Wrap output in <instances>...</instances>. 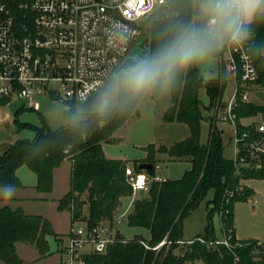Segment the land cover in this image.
Listing matches in <instances>:
<instances>
[{
	"label": "trees",
	"instance_id": "obj_1",
	"mask_svg": "<svg viewBox=\"0 0 264 264\" xmlns=\"http://www.w3.org/2000/svg\"><path fill=\"white\" fill-rule=\"evenodd\" d=\"M20 29L23 25L33 27L34 15L30 9L22 7L33 0H3ZM164 15L147 30L146 36L151 40L150 51L162 42L163 34L169 26L186 24L197 19L193 0H167L162 6ZM264 18H258L257 38L264 44ZM263 95H264V53H252ZM211 56H221L222 47L217 48ZM225 86L223 77L206 81L197 65H193L183 74L170 94L171 105L163 113L166 123H181L188 127V136L171 146L158 148L149 146L148 158L136 162L134 169L141 172L139 165L148 162L154 165V171L148 173L152 178L144 198L134 201L128 214L129 227L144 228L149 231L146 239L136 236L125 239L118 231L119 241L108 247L104 253H90L85 264H186L202 261L204 264H233L230 252L223 247L211 248L208 243L217 238L212 217L219 214L221 223L234 232L233 204L250 192L243 182L253 178L264 177L261 170L237 168L232 158L225 156L222 135L210 124L209 137L202 142L203 123L212 119L213 108L218 102ZM202 88L206 89L210 103L205 106L199 99ZM161 91L151 94L158 98ZM144 97L125 102L120 98L114 102L108 115L90 113L83 124L74 125L66 118L76 110L74 100L66 102L65 126L53 130L46 119L41 117V124L22 122L18 118L24 106L15 114L16 132L30 129L34 132L32 139L18 140L8 150L0 154V185L12 184L23 188L17 171L27 166L36 176V190L41 194H51L54 190V172L66 160L72 164L70 189L60 198L57 209L68 211L71 215V227L78 223L97 226L102 223L114 225L119 211L126 200L134 196V191L126 177V165L121 161L106 158L102 143L111 141L113 134L134 114ZM10 98H0V106L8 105ZM264 112L262 105L249 104L240 108L239 118ZM93 133V134H92ZM92 134V135H91ZM91 135V136H90ZM86 136V139H84ZM185 160L191 168L184 176L176 180H155V170L161 160ZM212 193L208 202L207 225L205 231L192 243L180 245L184 240L183 221L196 211L201 203ZM57 238L52 223L40 215H28L21 208L0 207V260L3 264H25L17 252V244H29L39 254L38 260L53 255L49 238ZM167 241L160 250L152 248ZM146 243L151 249H147ZM240 250L248 264H264V256L255 261L252 255L255 241ZM64 248V247H63ZM62 249V248H61ZM182 249V250H181Z\"/></svg>",
	"mask_w": 264,
	"mask_h": 264
},
{
	"label": "built area",
	"instance_id": "obj_2",
	"mask_svg": "<svg viewBox=\"0 0 264 264\" xmlns=\"http://www.w3.org/2000/svg\"><path fill=\"white\" fill-rule=\"evenodd\" d=\"M167 0H33L22 7L34 15L33 27L16 25L7 4L0 0V98L10 102L25 98L38 111L40 105L34 95L51 90L50 83L58 80L69 100L79 105L97 94L112 77L122 62L132 54L133 47L144 36L137 22L148 16L157 5ZM227 55L226 67L235 77V90L229 99L223 98L225 86L208 120L221 135L220 121L232 130L233 160L237 168L261 170L264 175V112L239 118L237 111L249 104L252 92L262 90L259 75L246 46L226 43L222 46L221 60ZM256 105V104H255ZM126 177L134 192L148 191L152 178L146 171L126 168ZM157 181H164L155 177ZM102 223L88 226L78 223L71 227L69 244L64 253L69 260L63 264H85L90 253H104L119 241L117 226ZM222 224V223H221ZM192 241H179L180 245ZM167 241L153 250H160ZM147 249H151L143 242ZM211 248L223 247L231 253L233 264H248L240 250L250 243L233 237L232 231L222 225V236L208 243ZM84 248H89L83 252ZM252 255L259 261L264 256V243L253 245Z\"/></svg>",
	"mask_w": 264,
	"mask_h": 264
},
{
	"label": "rangeland",
	"instance_id": "obj_3",
	"mask_svg": "<svg viewBox=\"0 0 264 264\" xmlns=\"http://www.w3.org/2000/svg\"><path fill=\"white\" fill-rule=\"evenodd\" d=\"M163 11V7L157 5L148 16L143 17L137 22L144 29V34L161 17ZM223 59L225 63L222 62L220 56L209 55L198 61L197 65L206 81L223 76L227 83L223 98L227 100L234 93L235 77L225 68L223 71V67L228 65L226 54L223 55ZM49 86L50 88L60 89L61 82L55 80ZM199 99L205 106L209 105L210 100L205 88H202L200 91ZM33 101L39 103L40 109L36 111L28 104L24 105L23 110L18 113L20 121L40 125L41 117L43 116L49 127L53 130L65 126L64 111L66 109V102H70L66 98L65 92H62L61 99L58 101L51 100L47 93L34 95ZM250 101L256 105H262L264 103L263 91L259 89L252 92ZM8 105L0 106V149H4L10 139L15 143L18 140L32 139L34 137V132L30 129L23 130L19 133L16 132L14 124L16 115L11 112ZM170 105V94L162 92L158 98H152L151 94L144 96L137 108V114L132 115L113 134L111 141L102 143L106 158L121 161L126 167L134 170L136 168V162H142L148 158L149 153L147 148L149 146H155V148L161 145L171 146L185 139L189 134L186 125L181 123H166L162 120L163 112ZM217 126L219 129L226 130V133L222 135L225 156L233 159L234 150L230 140L232 130H230L228 125L220 121L217 123ZM209 129V123H203L202 142L208 140ZM157 165L155 176L168 180L182 178L185 172L191 168V164L185 160L173 161L164 159L158 162ZM21 172L25 182L36 183V175L27 166H23ZM69 172L70 164L68 161H65L55 174V189L54 193L49 196V202L34 206V209L29 208V211L39 212L52 222L57 234V238H49L53 255L47 259L38 260L39 254L34 247L29 244L18 243V254L24 259L25 264H63L69 260L68 255L64 253L63 247L69 244L67 232L70 231L72 225L70 213L59 212L56 202H54L62 197L69 188ZM243 185L250 193L242 199L234 201L235 235L239 241L264 243V177L246 180L243 182ZM146 196L147 193L145 192H134V196L124 202L122 209L118 213L121 222L117 226V229L125 239H132L136 236H142L146 239L150 237L148 230L129 227L128 225V214L132 210L134 201L137 198H144ZM212 196L213 194L209 193L199 208L183 221L185 239H192L204 233L207 225L208 202L212 199ZM212 222L217 237H221L222 224L221 217L218 213L212 217ZM75 225L77 226L78 224ZM88 250L89 248H84L83 252H87ZM0 264H3L1 260ZM186 264L192 263L187 262ZM193 264L204 263L202 261H196Z\"/></svg>",
	"mask_w": 264,
	"mask_h": 264
},
{
	"label": "clouds",
	"instance_id": "obj_4",
	"mask_svg": "<svg viewBox=\"0 0 264 264\" xmlns=\"http://www.w3.org/2000/svg\"><path fill=\"white\" fill-rule=\"evenodd\" d=\"M193 3L195 21L169 26L154 50L126 60L101 91L68 114V121L81 125L90 113L108 115L117 98L129 102L157 91L171 94L183 74L226 43L246 46L257 55L264 53V44L256 35L258 18H264V0H193ZM15 192L12 184L0 185V195L4 197L11 198Z\"/></svg>",
	"mask_w": 264,
	"mask_h": 264
},
{
	"label": "crops",
	"instance_id": "obj_5",
	"mask_svg": "<svg viewBox=\"0 0 264 264\" xmlns=\"http://www.w3.org/2000/svg\"><path fill=\"white\" fill-rule=\"evenodd\" d=\"M223 77V76H221ZM170 107V106H169ZM168 107V108H169ZM167 108V109H168ZM166 109V110H167ZM165 110V111H166ZM164 111V112H165ZM163 112V113H164ZM14 144L13 140H9L7 145L4 147V149H0V154L4 153L6 150H8L12 145ZM68 161V160H66ZM69 164H70V172H69V176L71 175V168H72V164L70 161H68ZM64 163V162H63ZM62 166V165H61ZM23 167V166H22ZM21 167V168H22ZM21 168L18 169L17 171V174H18V177L19 179L21 180L22 184H23V188H16V192L14 194L13 197L11 198H7V197H4L2 195H0V207H4V206H10L12 209H18V208H21L22 210H24V212L28 215H40V216H43L45 218H47L46 216H44L43 214L39 213V212H33V211H29V208H33L34 206H37V205H40V204H44V203H48L50 198L49 196L51 194L54 193V190L51 194H41L39 193L37 190H36V184H37V181L36 183H33V182H25L24 179H23V174L21 172ZM59 169V168H58ZM55 170L54 172V182H55V174L57 172V170ZM36 179H37V176H36ZM54 189H55V184H54ZM70 189V178H69V188L67 189V191L62 195V197L69 191ZM30 195H28V194ZM60 197V198H62ZM59 198V199H60ZM58 199V200H59ZM58 200H55L54 202H56V206L58 205L57 201ZM34 209V208H33ZM60 212V211H59ZM64 212H68V211H64ZM69 213V212H68ZM49 220V218H47ZM70 219H71V215H70ZM50 221V220H49ZM51 222V221H50ZM52 223V222H51ZM53 225V224H52ZM54 227V226H53ZM55 230V229H54ZM56 232V231H55ZM69 233V231L67 232ZM201 235V234H200ZM198 235V236H200ZM196 236V237H198ZM196 237L192 238V239H185L184 238V241H192L194 240ZM18 245V244H17ZM18 252V250H17Z\"/></svg>",
	"mask_w": 264,
	"mask_h": 264
},
{
	"label": "water",
	"instance_id": "obj_6",
	"mask_svg": "<svg viewBox=\"0 0 264 264\" xmlns=\"http://www.w3.org/2000/svg\"><path fill=\"white\" fill-rule=\"evenodd\" d=\"M165 13L163 12L162 15H164ZM150 48H151V40L148 36H143L139 42L133 47L132 49V55L128 56L123 62L122 64L130 59V58H135L141 54H144V53H148L150 52ZM121 64V65H122ZM120 67V66H119ZM118 67V68H119ZM117 71V70H116ZM116 71L114 72V74L112 75V77L110 79H112L116 73ZM96 95V94H95ZM49 97L51 100L53 101H58L61 99V96H60V91L59 90H51L50 93H49ZM91 99V98H90ZM90 99L88 101H90ZM29 103V100L28 99H25V98H21V99H17V100H14L12 102L9 103V109L11 110V112L13 114H16L22 106L26 105ZM87 106V105H85ZM139 169L141 171H146V172H149V173H152L154 171V165L151 164V163H148V162H143L139 165Z\"/></svg>",
	"mask_w": 264,
	"mask_h": 264
},
{
	"label": "flooded vegetation",
	"instance_id": "obj_7",
	"mask_svg": "<svg viewBox=\"0 0 264 264\" xmlns=\"http://www.w3.org/2000/svg\"><path fill=\"white\" fill-rule=\"evenodd\" d=\"M144 36H146V34H144ZM132 55V54H131Z\"/></svg>",
	"mask_w": 264,
	"mask_h": 264
}]
</instances>
